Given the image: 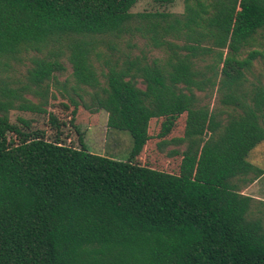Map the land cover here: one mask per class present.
Here are the masks:
<instances>
[{
    "label": "trees",
    "instance_id": "trees-1",
    "mask_svg": "<svg viewBox=\"0 0 264 264\" xmlns=\"http://www.w3.org/2000/svg\"><path fill=\"white\" fill-rule=\"evenodd\" d=\"M126 33L167 57L102 81L94 56ZM263 34L264 0H0V264H264V200L243 193L264 173L263 51L242 57ZM102 110L128 158L88 149L79 121ZM156 138L168 166L139 159Z\"/></svg>",
    "mask_w": 264,
    "mask_h": 264
},
{
    "label": "rangeland",
    "instance_id": "rangeland-1",
    "mask_svg": "<svg viewBox=\"0 0 264 264\" xmlns=\"http://www.w3.org/2000/svg\"><path fill=\"white\" fill-rule=\"evenodd\" d=\"M253 49L261 50L263 51V54L259 57V59L254 61V66L249 77L255 82H259L260 80L264 83V34L262 36H258L256 44L248 46L244 49L242 57L247 56L249 51ZM99 50L103 53L100 57L94 56V63L101 75L102 81H105L103 72H107L109 70L108 66L110 64H121L125 59H132L136 56L143 57L145 55L149 61L155 58L163 59L166 58L168 54L167 50L163 48L160 49L153 47L149 43L148 39L142 35L130 33H126L121 38H113L110 41V44L102 43ZM62 60L64 61L67 69L65 72L59 73L58 79L61 83L67 82L68 87H71L75 83L72 75V64L66 57ZM207 61H211V58L206 61H202L201 66L203 67ZM28 64L29 62L25 64H15L9 74L15 79V81L22 79L26 73ZM198 94L201 97L202 104H208L213 109L221 107V96L217 87L207 92L200 91ZM159 125V121L153 125V129L156 128V132H158ZM79 126L84 134V140L89 150L114 158H128L133 147L132 134L129 130H118L109 127L107 111L102 110L97 114V116L89 112H84L79 121ZM157 140L159 139H153L148 144L145 152L139 157V159L154 166H168L167 162H169L170 158L167 152L176 147V145H169L166 149H164V151H160L158 149ZM180 148H185V145L180 146Z\"/></svg>",
    "mask_w": 264,
    "mask_h": 264
},
{
    "label": "crops",
    "instance_id": "crops-1",
    "mask_svg": "<svg viewBox=\"0 0 264 264\" xmlns=\"http://www.w3.org/2000/svg\"><path fill=\"white\" fill-rule=\"evenodd\" d=\"M249 160L264 170V141L251 151ZM243 193L264 200V173L246 187Z\"/></svg>",
    "mask_w": 264,
    "mask_h": 264
}]
</instances>
